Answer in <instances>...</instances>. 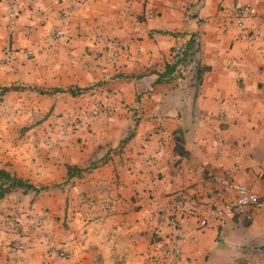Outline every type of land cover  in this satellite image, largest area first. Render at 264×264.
<instances>
[{
  "label": "crops",
  "instance_id": "obj_1",
  "mask_svg": "<svg viewBox=\"0 0 264 264\" xmlns=\"http://www.w3.org/2000/svg\"><path fill=\"white\" fill-rule=\"evenodd\" d=\"M263 37L264 0H0V171L37 188L0 199V264H151L182 230L178 264H264V208L200 226L224 179L264 193Z\"/></svg>",
  "mask_w": 264,
  "mask_h": 264
},
{
  "label": "built area",
  "instance_id": "obj_2",
  "mask_svg": "<svg viewBox=\"0 0 264 264\" xmlns=\"http://www.w3.org/2000/svg\"><path fill=\"white\" fill-rule=\"evenodd\" d=\"M253 8L251 6H244V5H235L231 11L230 15L231 18L235 21L236 25L244 29L245 18L252 13ZM149 14H153V10L149 11ZM59 33L56 32L55 35ZM249 37L252 40L257 38L255 33H250ZM264 40V37L262 38ZM6 54L10 59L15 58V53L10 47H6L5 49ZM117 53L113 54L115 57ZM225 113L222 112L220 117H224ZM223 184L232 189L235 195L229 199L222 207L215 209L208 218L202 219L200 221V226L204 227L208 225L209 222L221 219L227 215L233 213L236 209L240 207H253L257 209L264 208V193L259 194L253 191L249 186L239 183L237 181L224 179ZM176 207V206H175ZM177 209L173 211L175 214ZM19 227V223H13L12 228L17 229ZM189 238V233L186 230H182L176 237L165 241L162 243L160 252L152 258L151 264H178L182 253H183V243ZM58 254L62 257H67V252L64 250H59Z\"/></svg>",
  "mask_w": 264,
  "mask_h": 264
},
{
  "label": "trees",
  "instance_id": "obj_3",
  "mask_svg": "<svg viewBox=\"0 0 264 264\" xmlns=\"http://www.w3.org/2000/svg\"><path fill=\"white\" fill-rule=\"evenodd\" d=\"M167 69H169V68H167ZM200 76H201V74L198 77L199 80H200ZM11 88L15 89V87H4L3 90L6 91V90H9ZM55 91L56 92L57 91L66 92V91H70V89L58 88V89H55ZM39 92L40 93H46L43 90H39ZM71 92L75 93V91H73V90ZM73 169H75V168H73L71 166L68 167V171H69L70 176L72 175L71 172L73 171ZM87 170H88V168L83 169V171H87ZM18 187L25 188V189L37 190V188L34 185L28 183V181H25L24 179H22L16 175H12L10 172H8L6 170L0 171V199Z\"/></svg>",
  "mask_w": 264,
  "mask_h": 264
}]
</instances>
